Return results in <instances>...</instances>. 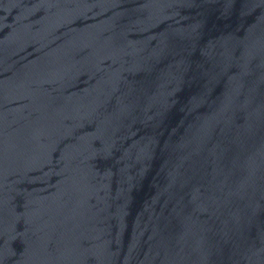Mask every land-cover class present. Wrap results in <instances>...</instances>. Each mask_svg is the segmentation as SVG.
Listing matches in <instances>:
<instances>
[{"label":"water","instance_id":"1","mask_svg":"<svg viewBox=\"0 0 264 264\" xmlns=\"http://www.w3.org/2000/svg\"><path fill=\"white\" fill-rule=\"evenodd\" d=\"M0 264H264V0H0Z\"/></svg>","mask_w":264,"mask_h":264}]
</instances>
